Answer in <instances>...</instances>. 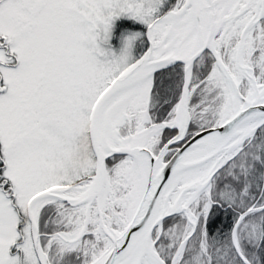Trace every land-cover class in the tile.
<instances>
[{
  "label": "snow or ice",
  "instance_id": "1",
  "mask_svg": "<svg viewBox=\"0 0 264 264\" xmlns=\"http://www.w3.org/2000/svg\"><path fill=\"white\" fill-rule=\"evenodd\" d=\"M0 264H264V0H0Z\"/></svg>",
  "mask_w": 264,
  "mask_h": 264
}]
</instances>
